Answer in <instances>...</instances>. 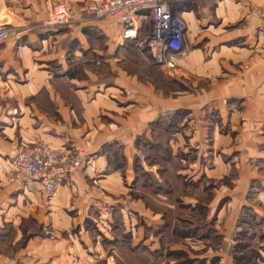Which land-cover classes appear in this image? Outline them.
Masks as SVG:
<instances>
[{"label": "crops", "instance_id": "1", "mask_svg": "<svg viewBox=\"0 0 264 264\" xmlns=\"http://www.w3.org/2000/svg\"><path fill=\"white\" fill-rule=\"evenodd\" d=\"M57 1L69 6L73 23L47 28L43 22ZM93 1L98 0H0V26L9 29L0 41V231L12 226L14 192L63 219L60 213L67 209L81 215L89 209L90 215L108 207L123 210L112 195L131 189L133 159L143 153L135 142L141 138L195 146L191 177L196 181L205 172L209 182H220L219 192H235L240 208L264 218V22L251 13L264 0L175 1L174 12L187 31L171 74L197 83L180 96L156 88L149 75L152 58L135 40L121 43L117 20L83 11ZM170 125L174 133L166 129ZM39 140L62 152L84 144L90 154L88 166L64 179L51 197L5 184L17 151ZM110 145L123 148L125 173L106 171ZM232 175V187L222 184ZM92 182L103 187L100 196ZM230 195L225 197L231 200ZM131 199L133 211L152 224L144 202ZM110 214L104 213L111 228ZM65 223L71 224L68 218Z\"/></svg>", "mask_w": 264, "mask_h": 264}, {"label": "rangeland", "instance_id": "2", "mask_svg": "<svg viewBox=\"0 0 264 264\" xmlns=\"http://www.w3.org/2000/svg\"><path fill=\"white\" fill-rule=\"evenodd\" d=\"M59 2L60 1H57L53 4ZM147 22L150 23V19H147ZM3 28L6 27L3 26ZM6 30H8L9 36V29L6 28ZM152 62L153 61L150 59V80L152 78L154 79L155 86L158 90L165 92L171 91L173 94L180 96L182 91L191 92L196 88L194 86L197 84L196 79L193 77L186 82H182L180 78H173L171 73L175 69L169 72L166 71L164 67L156 65L155 74H153ZM140 73L143 79L147 78L146 70L141 69ZM199 84L202 85L203 82L201 81ZM176 95L174 97H176ZM161 136H163V134ZM191 146L172 144L171 147L173 148V154L181 157L174 169H177V167L179 168L181 164V172L188 173L187 175L192 176V172H194L195 169L194 160L196 152H191L195 150V146ZM161 147L160 149H155L150 146H143V153H140V155H142V162L147 165L152 172L154 171L153 173L155 175L157 174L156 176L158 178L161 176L160 172H163V170L169 166L167 157L161 156L167 145L164 144ZM146 155L150 156L152 165L147 164L145 161ZM88 163H86V167ZM203 166L205 165L203 164ZM186 167H188L189 170L185 171ZM205 174L204 172L200 183H198L196 187H201L203 192H206V190L208 192L206 186L210 182ZM233 178L235 177L225 178L221 180V182L224 185L232 187L233 184L231 179ZM218 183L220 182L214 183V187H210L209 189V192L211 191L214 193V198L209 203L211 212L207 220H201L198 213L192 209H188L187 211L183 210L178 215L173 212L175 218L179 216L182 218L181 222L174 219L176 222L175 225L179 230L196 228L197 230H203L206 235H194L187 239H179V242L173 245H171V243L168 245V242L175 240L174 238L169 239L168 242H160L159 239L155 237L154 241L152 240L153 238H149L145 241L146 244H150L152 248H161V250H159L161 253L153 257L152 264H185L189 257L193 260L190 264H235L234 257L231 255V249L234 244L231 233L236 229L243 207L240 208L238 206V200H233V198L236 197L235 192L233 193L229 189H226L225 192H219L218 187H216ZM5 184H7V181ZM8 185L10 184L8 183ZM91 186V190L100 196L99 189L103 188L100 186V183L97 185V183L92 182ZM196 187H194V190L197 192L199 188ZM125 190L127 191L126 193L112 195L115 200H120L116 207L119 208L120 203H124L123 210H113L111 207H108L104 213L109 214L110 212V217L114 219L117 224H121L124 218L127 222L126 226L133 229L135 243H137L142 240L147 233L143 225L145 219L141 216V213L133 211L130 206L131 204L129 202L132 200V197L134 198L133 191H131V189ZM194 190H189L190 193L188 192V195H195ZM18 193L14 192V197L11 200L12 208L9 218L13 222L12 226L6 225V227L0 231V253L1 256H3L2 253H5L6 264H151L147 260L141 259L144 257H134L129 252L128 258H125L122 252L115 250L111 244L106 243L101 236H97V233H94L96 232L94 228L97 224L101 229L105 228L107 231L111 230L109 224L105 220L107 215H104V213L102 214L101 210H97L93 215H90L91 210L89 209L87 214L83 212L81 215L78 209H62L63 211L60 213V216L63 215L71 222V224H67L65 223V218L57 217V211L42 208L40 206L41 204L28 200L26 197L22 199L18 198ZM228 194H232L230 195L231 200L225 197ZM109 195L110 194H108V196ZM153 205L155 206V204ZM223 206H225V208H222ZM157 208L159 207L157 206ZM247 208L250 209L248 206ZM238 210L239 214L236 218L234 215ZM163 211L164 210H161L160 214L154 213L151 210H146L145 212L150 216V221L153 224H159L161 220L164 219V215L161 213ZM53 212L55 214H52ZM115 212L119 215L117 218L114 216ZM248 214L249 211H246L244 217L254 222L252 218L248 217ZM86 215L91 217L89 218ZM85 217L87 218L84 220L83 218ZM128 218L131 220H128ZM101 222L105 224L106 227H104L105 225L103 224L102 226L100 224ZM139 228L141 231H139ZM250 228L255 234L252 240L247 241L250 247L239 249L237 252L239 254H242V252L243 254L252 252L254 255V252L256 253V251L261 250L264 255V220L261 221L259 225L252 224ZM175 231L177 230H174V232ZM170 250H177V252L176 254L170 253ZM258 257L259 256H254V260L249 264H261L263 261L259 260ZM1 258L3 259V257ZM121 259L123 261H121ZM197 260L203 261L197 262ZM0 264H3V260L0 261Z\"/></svg>", "mask_w": 264, "mask_h": 264}, {"label": "built area", "instance_id": "3", "mask_svg": "<svg viewBox=\"0 0 264 264\" xmlns=\"http://www.w3.org/2000/svg\"><path fill=\"white\" fill-rule=\"evenodd\" d=\"M175 1L98 0L86 4L83 11L91 13L95 19L117 20L121 25L119 39L122 44L128 40H139V49L148 51L155 63L170 72L178 65L177 55L183 50L187 31L185 20L174 12ZM251 13L264 22V6L254 7ZM148 17L152 20V27L145 30L143 23ZM72 23L71 9L65 2H59L51 5L43 26L57 28ZM7 37L8 30L1 25L0 41ZM89 155L84 144L62 152L39 140L17 151L6 181L23 189H36L51 197L64 179L89 162Z\"/></svg>", "mask_w": 264, "mask_h": 264}, {"label": "trees", "instance_id": "4", "mask_svg": "<svg viewBox=\"0 0 264 264\" xmlns=\"http://www.w3.org/2000/svg\"><path fill=\"white\" fill-rule=\"evenodd\" d=\"M147 19H150V23L147 22ZM147 19L144 20L143 23L145 26V30H148L151 27L152 23L150 17H148ZM135 42L138 45L139 40H135ZM144 53H147L149 57L152 58L148 51H144ZM151 61H153V59H151ZM156 65L158 64L154 61L151 63L153 74H155ZM162 119L163 118L159 119V124H162ZM166 129L174 133V127L172 125L167 126ZM165 143H163V141H161L160 139H157L154 142H149L147 140H142L141 138L138 139L137 142H135V145L138 149L141 150H144L143 146H150L155 149H160L162 148L161 146ZM166 145L167 147L165 148V151L163 150V154L161 156L167 157L169 166L165 168L163 172H160V178H158L152 171L146 170L142 164V158L139 155H136L133 159V170L135 172V175L129 185L131 189L135 186L136 192H133L135 199L144 202L147 209L157 214H160V211L164 210L163 212H161L162 215H164V219L161 220V223H143L147 233L143 237V239L137 243H135L133 229L127 227L125 225V221H123L122 223L120 222L121 224H117L116 221H113V223L111 224L109 235L103 232L98 224L94 228L96 231L94 233H97V236H101L102 239L105 240L106 243L111 244V246H113L115 250L122 252L123 255H125V258H128V255L130 253L134 257H144L141 259L147 260L149 263H151L153 261V257L161 253L159 252L161 248H152L150 244H146L145 241L149 238H158L160 242H168L169 239L174 238L175 240L168 242V245H170L169 243L173 245L179 242V239H187L194 235H206L204 234L205 232L203 230H197L196 228L179 230L175 225L176 222L174 219H177V221L181 222L182 218L180 216L178 218H175L173 216V212L178 215L183 210L187 211L188 209H192L198 213V216L201 220H207L211 212L209 203L214 198V193L211 191L209 192V189L210 187H214V183L212 182L211 184L210 182L207 184L206 188H208V192L207 190L206 192H203L201 187H196L198 186L197 184L200 183V180L202 178L200 177L195 181L194 178L191 177V175H187L188 173L181 172V164L179 165V168L177 167V169H174L181 157L175 156L172 152L173 148L169 147L167 143ZM107 150L110 156L108 158V167L106 171L109 172L115 170L125 173L128 167V161L126 156L124 155L123 148H117L113 145H110L107 146ZM145 161L147 162V164L152 165L150 156L146 155ZM194 187L199 188L197 192L194 190ZM189 190H194L195 195H188L190 193ZM153 204H155V206ZM157 206L159 208H157ZM246 211H249L248 217L252 218L255 223L249 221L248 218L244 217ZM114 216L117 218L119 215L117 212H115ZM263 220L264 218L255 214L252 209L243 207L241 216L236 225V229L231 233L234 241L231 249V255L234 257L235 264H249L254 260V256H259L258 259L263 261L261 264L264 263V255L262 254L261 250L256 251V253L254 252V255L252 254V252H247V254H243L242 252L243 255L237 252L239 249L250 247L247 241L252 240V238L255 236L250 227L252 226V224H261V221ZM174 230L177 231L174 232ZM105 242L104 244L106 245ZM176 252L177 250H170V253L176 254ZM121 261L123 260L121 259ZM191 261L193 260L189 257L186 260L185 264H190ZM198 261L203 260H197V262Z\"/></svg>", "mask_w": 264, "mask_h": 264}]
</instances>
